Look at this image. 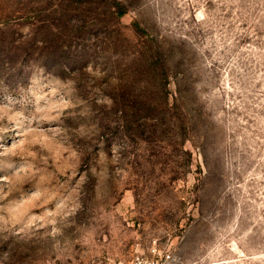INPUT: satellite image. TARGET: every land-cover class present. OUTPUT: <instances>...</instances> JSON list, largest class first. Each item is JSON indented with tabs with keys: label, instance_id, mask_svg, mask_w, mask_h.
Masks as SVG:
<instances>
[{
	"label": "rangeland",
	"instance_id": "rangeland-1",
	"mask_svg": "<svg viewBox=\"0 0 264 264\" xmlns=\"http://www.w3.org/2000/svg\"><path fill=\"white\" fill-rule=\"evenodd\" d=\"M264 264V0H0V264Z\"/></svg>",
	"mask_w": 264,
	"mask_h": 264
},
{
	"label": "built area",
	"instance_id": "built-area-1",
	"mask_svg": "<svg viewBox=\"0 0 264 264\" xmlns=\"http://www.w3.org/2000/svg\"><path fill=\"white\" fill-rule=\"evenodd\" d=\"M131 264H173V259L171 254H165L156 259L137 258Z\"/></svg>",
	"mask_w": 264,
	"mask_h": 264
}]
</instances>
